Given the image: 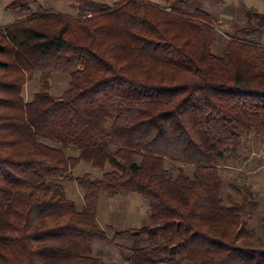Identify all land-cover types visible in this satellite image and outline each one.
I'll return each instance as SVG.
<instances>
[{"label":"trees","instance_id":"1","mask_svg":"<svg viewBox=\"0 0 264 264\" xmlns=\"http://www.w3.org/2000/svg\"><path fill=\"white\" fill-rule=\"evenodd\" d=\"M36 3L8 0L19 18L0 26V264H108L92 246L108 241L100 197L118 194L148 207L143 227L113 230L135 239L128 264H264L250 191L226 206L219 174L247 136L264 141V11L244 6L216 56L203 0H74L76 16ZM57 73L69 88L54 97ZM81 163L100 177L75 178Z\"/></svg>","mask_w":264,"mask_h":264},{"label":"rangeland","instance_id":"2","mask_svg":"<svg viewBox=\"0 0 264 264\" xmlns=\"http://www.w3.org/2000/svg\"><path fill=\"white\" fill-rule=\"evenodd\" d=\"M119 0H102L113 5ZM153 3L164 5V0H150ZM166 1V0H165ZM8 0H0V22L10 24L19 18L18 14L6 9ZM74 0H37L32 6L33 12L54 10L64 15H78L74 8ZM244 6L264 11V0H203V10L215 20L217 35L212 45V53L222 56L227 44L225 35L232 31L235 24H245ZM264 45V35L260 40ZM39 76L27 83L23 96L30 101L34 93L38 92ZM69 88V77L57 73L51 77L50 94L59 97ZM166 166L169 167L168 161ZM188 175H192V168H187ZM90 174L100 177L91 165L81 163L74 171L73 176L80 177ZM219 174L223 180L222 196L226 206H237L242 203V194L245 189L250 191L249 199L256 206L253 214L246 221L245 228L254 237L264 234L262 227L264 218V141L254 134L246 137L244 142L234 151L227 153L222 159ZM67 197L71 199L78 210L83 207V196L75 183L62 181ZM146 210V211H145ZM148 207L139 196L135 194H118L114 196L102 195L99 200L97 220L106 231L108 241L95 242L92 246L93 256L100 257L108 264H128L124 255L127 248L135 243V239L116 238L113 230L126 231L143 227L147 222ZM111 228V229H109Z\"/></svg>","mask_w":264,"mask_h":264},{"label":"crops","instance_id":"3","mask_svg":"<svg viewBox=\"0 0 264 264\" xmlns=\"http://www.w3.org/2000/svg\"><path fill=\"white\" fill-rule=\"evenodd\" d=\"M164 2H165V0H164ZM4 25H7V24H3L2 22H0V26H4ZM146 211V210H145Z\"/></svg>","mask_w":264,"mask_h":264}]
</instances>
